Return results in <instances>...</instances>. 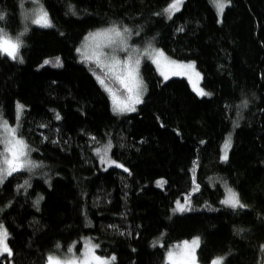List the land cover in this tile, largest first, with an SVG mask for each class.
I'll return each instance as SVG.
<instances>
[{
	"label": "trees",
	"instance_id": "1",
	"mask_svg": "<svg viewBox=\"0 0 264 264\" xmlns=\"http://www.w3.org/2000/svg\"><path fill=\"white\" fill-rule=\"evenodd\" d=\"M172 1L0 0V30L22 41L18 59L0 55V122L16 126L35 163L0 184L12 252L0 264H47L85 239L109 264H165L195 237L198 264H264V0H227L220 21L211 0H184L169 18ZM39 5L51 26L33 23ZM113 27L138 50L193 63L209 96L143 60L141 102L114 113L98 66L77 53ZM107 143L127 171L99 163ZM224 186L245 207L221 205Z\"/></svg>",
	"mask_w": 264,
	"mask_h": 264
},
{
	"label": "snow or ice",
	"instance_id": "2",
	"mask_svg": "<svg viewBox=\"0 0 264 264\" xmlns=\"http://www.w3.org/2000/svg\"><path fill=\"white\" fill-rule=\"evenodd\" d=\"M211 2L220 14H222L224 7L227 6V0H211ZM182 3L183 0H173L169 7L165 9V11L169 13V18H171V13L173 11L179 10V6ZM3 18V14H0V20ZM33 23L45 27L51 26L50 22L47 20V13L43 12L42 9L38 12L36 19L33 20ZM127 31V29H124V32ZM85 40L90 41V44L85 47L91 48V55H88L87 52L83 53L85 59L94 61L102 71L107 69V71H105V76L118 81L128 92V95L124 98L123 102L118 104L112 89L105 84L104 79L97 76L98 82L105 88V91H108L110 95H113L114 110L120 112L135 111V104L141 102V95L143 91L142 82L138 79V68L140 64L139 58L133 60L129 57L122 62L117 59L116 55L112 54L109 56L103 51V49L112 48L118 43L123 45L122 33L113 27L90 34L89 37L85 38ZM21 46L22 41L19 37L12 38L3 30H0V55H7L10 59H18L19 49ZM77 51L80 50L78 49ZM147 54L151 55L153 63H156L157 66H159L160 58L163 57V53L160 51H153L152 53ZM45 63H48V61H45ZM172 63L174 64L175 62ZM177 67H186L191 69L193 68V65H177ZM161 74L164 75L165 79L168 78L163 72ZM198 95H205V93L203 91H198ZM17 110L19 114V111L22 110V106L17 105ZM57 119H59V116H57ZM0 127H2L0 143H3L4 146L3 150L0 151V183H2L3 179L6 178V176L12 175L13 172L20 171L26 167H34L35 165H29L26 151L27 145L22 139L17 138L16 129L9 127L7 122H0ZM230 143L231 138L229 137L224 143V155L221 157L222 159H227V149L230 147ZM108 148H110V145L103 150V153L98 152V154L101 155L102 162L107 157ZM116 167H121V165L117 164ZM125 171H127V169H125ZM221 203L232 208L245 207V205L240 202L238 194L230 188L227 189L226 198L222 200ZM177 210L184 211L185 208L177 202ZM7 235L8 234L4 229V226L0 224V255L7 253L11 256V249L6 243ZM198 244L199 240L194 239L191 242L185 241L182 245H178L176 248L168 250L167 260L169 264H196L195 249L198 247ZM88 251L89 253L94 251V246ZM48 264H61V261L50 256L48 258ZM63 264H74V262L72 259H69L64 261ZM84 264H106V262L101 260L100 257L93 255L91 256V260H85ZM213 264H222V259H217L213 262Z\"/></svg>",
	"mask_w": 264,
	"mask_h": 264
},
{
	"label": "rangeland",
	"instance_id": "3",
	"mask_svg": "<svg viewBox=\"0 0 264 264\" xmlns=\"http://www.w3.org/2000/svg\"><path fill=\"white\" fill-rule=\"evenodd\" d=\"M172 2H173V1H172ZM183 2H184V0H183ZM227 4H228V2H227ZM181 5H182V4H180V6H179V10L181 9ZM212 5H213V3H212ZM213 6H214V5H213ZM168 7H169V6H168ZM168 7H167V8H168ZM214 8H215V13H216V15H217V18H218V20L220 21V20H221V17H222V14L218 13L217 8H216L215 6H214ZM224 8H225V7H224ZM41 9L43 10V12H45L44 8L41 7V6L39 5V9H36V10H35V17H34L33 20L36 19L37 14H38V12H39ZM179 10H178V11H179ZM223 10H224V9H223ZM178 11H173V12L171 13V15L175 14V13L178 12ZM222 13H223V12H222ZM168 14H169V13H168ZM47 20H48V17H47ZM48 21H49V20H48ZM34 24H35V23H34ZM35 25L38 26V27H40V28H46L45 26H41V25H38V24H35ZM47 27H48V26H47ZM107 29H110V28H106V29H102V30H97V31H94V32H92V33H90V34L96 33V32H98V31L107 30ZM117 30H118V29H117ZM119 31H120V30H119ZM120 32L122 33V36H123V45H121V44L118 43L117 45L113 46L112 48H105V49H103V51H104L106 54H108L109 56L112 55V54L116 55V56H117V59L121 60L122 62H123L124 60L128 59L129 57H131L133 60H135L136 58H139V60H140V64H139V68H138V79H139V77H140V73H139V71H140L141 63H142L143 60H147V61H149V62L152 64V66L154 67V69H155L157 75H158L163 81H167V80H169V79H171V78H181V79H184V80L188 83V85H189L191 91H192L194 94H196L198 97H208V96H209V94H208V93L202 88V85H201V81H202L201 74H200V72L197 70V68L195 67V65H194L193 63H190V62H178V61L172 60L171 58H169L168 56H166V55L164 54V52H162L160 49H157V48H150V49H147V50H145V51H144V50H138V49H136L135 47H132L133 45H132V46L129 45V43H128V33L124 32V31H120ZM90 34L86 35L85 38H86V37H89ZM85 38L83 39V41H82V43L80 44V46L77 48V50H78V49L80 50V51H77L78 55H79L80 57H82L83 59H85L83 53L87 52L88 55H91V48H90V47H88V48L85 47L86 45L90 44V41H86ZM153 51H160V52L163 53V57L160 58L159 66H157L156 63H153V59H152L151 55H148V54H147V53H152ZM85 60H87V59H85ZM92 62H94V61H92ZM172 62H175V63L173 64ZM94 63H95V62H94ZM95 64H96V63H95ZM96 65H97V64H96ZM177 65H182V66L193 65V68L189 69V68H186V67H177ZM98 68H99V67H98ZM105 71H107V69H105V70L102 71L101 68H99V74H94V75H95V79H96V81L98 82V80H97V76H100L102 79L105 80V84H106V85H108L109 82H111V83L116 84V85H118L119 87H121V88L124 90V92H125V95H124V96L120 95L116 90H114V89L111 87V85H110V86L108 85V86L112 89V92H113V94L115 95V98H116L117 103H118V104H121V103L123 102L124 98L128 95V92L126 91V89H125V88H124V87H123L118 81H116L115 79H110L109 77L105 76ZM162 72H163L164 74L167 75V77H168L167 79H165V78H164V75L161 74ZM98 84L101 86V84H100L99 82H98ZM101 87H102V86H101ZM102 89L105 91V88H104V87H102ZM198 91H203V92L205 93V95H198ZM105 92H106V94H107V96H108V98H109L110 105H111V109H112V111H113L114 113L122 114V113H131V112H134V111H123V112H120V111H116V110H114L113 95H110L108 91H105ZM138 104H139V103H138ZM138 104H135V109H136V106H137ZM20 113H21V110L19 111V114H18V110H17V106H16V118H17V120L19 119ZM1 122H6V121L1 120ZM7 125H8L9 127H11V128H15V129H16V136H17V138L21 139V138L18 137V135H17V128H16V126H15V125H14V126H11V125H9L8 123H7ZM0 134H2V127H0ZM228 138H229V137H228ZM228 138H226V139H228ZM22 140H23V139H22ZM225 141H226V140H225ZM225 141H224V143H225ZM24 143H25V142H24ZM224 143L222 144V146H221V150H220V159H221V161H226V160H227V159H222V158H221V157L224 155V152H223ZM25 144H26V143H25ZM108 145H110V144L107 143L106 146H105L103 149H100V150L96 151V155H97V158H98L99 163H100L104 168H117V169L125 170L126 168H125L122 164L116 162L115 160H113V159L110 157V149H111V145H110V148H108V150H107V157H106V159H104V161L102 162L101 155L98 154V152H99V153H103V150H104ZM230 146H231V143H230ZM3 147H4V146H3V143H0V151L3 150ZM229 150H230V147L227 149V157H228ZM26 151H27V160H28V162H29V165H34L35 163L31 160V157H30V149H29L28 146H27ZM117 164H118V165H121V167H116ZM31 168H33V167H26V168H24V169H22V170H20V171H27V170H30ZM20 171L13 172L12 174L17 173V172H20ZM9 176H10V175H9ZM9 176H6V178L3 179V182H4ZM3 182L0 183V184H3ZM228 188H230V187H228V186H224V197H223L222 200H224V199L226 198V194H227V189H228ZM230 189H232V188H230ZM232 190H233V189H232ZM233 191H234V190H233ZM234 192H235V191H234ZM235 193H236V192H235ZM222 200H221V201H222ZM181 205H182V204H181ZM221 205L226 206V205L223 204V203H221ZM183 206H184L185 210H184V211H179V210H178V213H183V212L187 211V206H186V205H183ZM226 207H230V206H226ZM176 208H177V204H176ZM230 208H232V207H230ZM194 239H198V240H199L198 237H195V238H193V239H191V240H189V241H187V242H191V241L194 240ZM184 242H185V241H184ZM83 243H85V244L82 245V250H81L79 253H76V254H75V253L73 252V250L71 249V251L69 250V254H68V256H66V257H63V258H62V257L57 258V257H53V256H51V257H53V258H55V259L61 261V264H63L64 261H67V260H69V259H72L73 262H74V264H84L85 260H91V256H93V255L99 257V256L95 253V250L92 251L91 253H89L88 250H89L90 248L93 247V243H92L90 240L85 239V240L83 241ZM199 243H200V240H199ZM182 244H183V242L180 243V244H177V245H175V246H173V247H171L170 249H174V248H176V246H178V245H182ZM198 247H199V244H198ZM198 247L195 249V259H196V264H198V262H197V249H198ZM170 249H169V250H170ZM167 253H168V252H166V255H165V262H164L165 264H169V262H168V260H167ZM4 254H7V253H4ZM4 254H3V255H4ZM100 258H101V260L105 261L106 264H109V263L111 262V259H110V258H103V257H100ZM217 259H220V258H217ZM217 259H215L214 261H216ZM214 261H212L211 264H213ZM47 264H48V263H47Z\"/></svg>",
	"mask_w": 264,
	"mask_h": 264
}]
</instances>
